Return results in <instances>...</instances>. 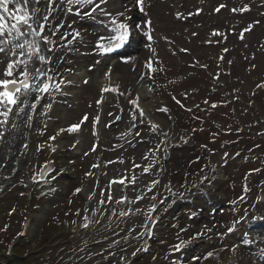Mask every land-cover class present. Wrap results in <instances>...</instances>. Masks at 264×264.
<instances>
[{"label": "rangeland", "instance_id": "rangeland-1", "mask_svg": "<svg viewBox=\"0 0 264 264\" xmlns=\"http://www.w3.org/2000/svg\"><path fill=\"white\" fill-rule=\"evenodd\" d=\"M192 1L193 0H189V3L191 5L192 3H196L198 0H195L194 2ZM257 1L260 0H255V2ZM148 4L150 6H148L146 10L148 11L150 16H154L155 21L157 22L156 28L166 29L169 31V33L173 34L176 37L179 29L182 27V24L180 22H174L170 19V15L168 13L169 7L166 4L164 5L162 0H155V2H152V0H148ZM138 16L139 23H141L143 19H146V17L141 16V14ZM255 17H263V21L258 25L256 31H254L253 34L249 36V41L247 43H249L248 45L251 46V48L247 49L245 45H240L236 46L235 51L236 55L238 54L237 52L241 50L244 55L249 54L251 56L252 54H254L255 57L254 58L251 56L252 58H254L253 60L255 65L257 66L258 71L256 73H252L251 75L248 71H240L239 73L240 76H245L248 79V82L246 84L247 91L256 88V84L259 83V81H252V79H260L262 78V76H264V47H262L264 46V42H262L261 40L264 37V15L256 12ZM255 17H249L248 15L247 19H242L244 21H247L252 20ZM224 18L225 17L223 16H219L214 18V21L212 22L223 24L225 21ZM226 19L228 20L226 21V23L229 24L230 22L231 24H233L230 18ZM159 22L162 27L157 25L159 24ZM216 49L218 50V48ZM215 53H217V51ZM146 55L147 53L143 54V57H145ZM230 55H232V53H230L229 56ZM0 56H2V54H0ZM195 56L198 57V59L200 57L201 60H203V58H206L210 66V70L208 71V73L213 74L214 71L216 72L217 67L215 65L214 58H211L210 56V50H206L203 52L200 49ZM159 57L160 61H155L156 63L153 66L155 69L154 76L152 77L153 94L154 96L159 97V103H161L162 105L166 104L170 108V110L174 114V120H172L171 115H168L161 111H157V109H155L154 112L157 113L160 117L164 119L166 118L167 123H169L171 127H176L177 123L179 122L180 128L176 127L175 132L173 131L174 133L187 134L188 137L192 138L194 144H197L195 140L197 134L199 135L198 138H200V141H204L205 138L203 137L202 139V134H199V130H201V128L196 126L200 125L197 122L200 120L198 116L204 97L208 96L209 99H219V96L217 94L208 92L209 89L207 88V86L210 81V84L212 86V79H209L207 71L189 69V67H187L186 65V62L183 61V58H181V62L183 61V63L180 69L181 63L179 61V65H175V58L170 56H167L165 58L164 54L161 52ZM240 58L242 57L240 56ZM187 60L189 64H193L190 61L191 59H189L188 57ZM92 63L93 60H90L88 62V64L90 65ZM218 63L228 67L226 61L224 63H220L218 61L217 64ZM0 67H3V65H0ZM67 68H69L72 72H74L78 68L73 57L66 58V62L60 64L59 71L63 72ZM196 68L199 69L198 67ZM84 71L85 68H80V74H72L73 85L69 87V89H66L64 91V95L57 98L54 97L51 100L52 107L48 110L47 115H41V110H39L34 130L31 134L32 140L30 150L27 155V159L25 158L22 170L14 172L13 170H11V164H7L8 168L5 169V175L10 177V184H8V189L6 191V194L4 195V198L2 199L3 202L2 206L0 207V248L2 251H7L9 241L15 238L14 240L18 241L17 246L19 245V248H17L20 253L30 250L29 254H38L36 258H32L33 255L31 254L32 256L30 257V259L36 261L40 260L41 264H111L113 262L119 261L122 255L128 254L129 256H131L133 255V253H135V255L140 254V256L135 259L132 264H171L168 259H170L172 256H175L174 258L181 259L186 254L184 252H179L172 253L171 255L167 256L168 252L173 248L174 245L178 244V242L183 237L187 236L188 232H190L191 230L186 226V223H180L182 221V217H180L181 213L177 215H175L173 212L169 213L168 221L164 220L161 233L159 230H157L154 238L151 239V244L153 245L150 246L147 253H140L141 237L138 235L144 230L143 225L145 223V215L147 213L149 204H151L152 202L151 196L154 193L159 192L160 196L163 197L167 192L165 190V185H167L165 180L166 177H168V172H166L165 165H163L162 163V156H164L165 151L164 146L160 145V136L151 131L150 125L144 124L138 125V129L141 135L139 137L136 136L135 133L137 129L132 127L130 109L126 110L124 114V120L121 123L114 124L113 121L118 113L117 106L119 104L116 101H113L112 103H107L106 109L102 110L101 119L98 123L100 131H97L96 138L92 133L93 120L98 114L99 106L97 105V101L99 95L101 94V85L103 78L98 77L99 70H96L89 73V77L91 80L89 84H85L83 82L84 78H86ZM101 71L103 70L101 69ZM66 72L69 75L68 71ZM181 73H192V75H189L183 83H178V75H180ZM221 77L223 82L227 86V80L223 78L222 74H220V79ZM0 78H2V73H0ZM215 82H218V80H215ZM189 88H194L196 92L194 94H187L186 90H188ZM220 88L221 87L217 89ZM174 96L177 100H180L181 104L184 105V107H181L180 104H177L173 100ZM48 102L49 101L47 99L44 103ZM197 105L200 106L197 107ZM187 106L192 107V112H187ZM85 113L88 114L89 120L86 124H84V132L82 137L83 142L81 147H73L76 140L75 137L73 136V134L63 132L60 133V138L58 140L56 139L57 143L60 144V150H58L57 152H53L52 150H50V145H53L54 141L50 140L49 137L57 136V133L60 129H67L71 124L78 123ZM109 113H112V115H109ZM193 113H195V115H197L198 117L197 122H193L191 120V117L189 116ZM215 117H217V122L222 128H229L224 120L219 119L218 116ZM13 121H17L14 115H12L8 123V133H6V135L3 137V140L0 142V161L3 156H5L6 159L9 158V151H11L13 157L20 145L19 143H21L23 140L22 135L17 136V145L11 150L9 149L11 139L15 136L13 133L16 130V128L11 127ZM19 121L21 124H24L22 120ZM191 122H193L194 128L190 126ZM107 125H111V127H107ZM254 126H257V124L255 123ZM20 128H22V125L20 126ZM59 136H57V138ZM228 139L229 142L227 143V147L232 144V139ZM95 142L98 143V147L93 152L91 151V145H93V143ZM79 144L80 143H78L77 145ZM132 145H135V147H133ZM158 145H160V148L159 151L155 152V156H157V159H159V164H155L153 161V154L149 152V149L155 150ZM208 146L211 147L210 149L214 150L217 145L208 144ZM40 147L43 149H41ZM240 148V153L236 152L237 150L233 149L228 150V152L225 151L226 153H222L221 150H217V148H215L217 152L214 153V159L218 162H220L219 160L222 159V162H220V164L223 168L224 173V179L222 181L224 182L223 186L221 187V189L217 190L219 195V205L216 211L218 213L221 211V203L223 202L224 198L227 199V195L228 198L231 199L229 207H236L237 205L235 198H237L241 191L244 189L242 183V173L244 172V167L241 165V161L245 158V155L249 153L247 151L248 147L245 146L244 140H241ZM85 153H87V155H85ZM225 154H227V157H225ZM251 154L252 153H250L249 156ZM145 155H147V159L144 158ZM48 158L55 160L59 158V164H63L64 170L62 173L65 174H58L57 179H59L60 181L59 184L67 183L70 178L72 180H75V177L77 178V176L83 174L84 179L81 183L83 184L85 182V187L87 188V190L91 193L96 192V196L98 198L101 196V191H103L104 198L107 199L109 190L108 179L111 176L135 175L144 182L141 185L144 188L145 192V184L147 182L157 179L160 181V184L157 185L156 188H153V191L147 193L144 197L145 199H147L149 196V201L138 202L135 204L136 209L140 208L142 210L144 214L142 217L141 215L133 217L132 214L127 215L126 218L121 217V211H119V209L124 208L125 203L117 204L116 201L121 198L124 190L120 187L112 188L111 192H113V200L111 203H107V206H104L103 209L107 211V215H105V218L100 221V223H96L99 217H94L92 218L87 229H81L79 232H74L75 226L77 225L75 224L77 223V220L79 223H81L85 220L84 217H90V214L88 212L86 213V215L82 214L83 204L81 199L79 200V198H77L76 200H73L74 205H72V209L74 211H72L71 214H65L60 210L62 206L59 203V193L55 196L56 199L53 197L51 199L52 201H49L47 203L46 208L43 210V214H40V211H34L28 205L30 203V199L27 195V190L22 186H17V183H19L23 179L25 171L31 174V171H34L33 167L36 164H38L39 166L40 162L45 161ZM121 160H123V163H120ZM97 161H101L103 166L102 170L99 171L96 175L89 171V173H91V176L88 175L86 177L85 172L91 168V165L94 162ZM133 162L141 165V168L133 169ZM198 162L201 164V162L197 160L193 163L194 166L197 167ZM150 164L153 165L150 168V172L147 174L142 173V168ZM191 165L186 164V162L183 165L184 176H186V174H189L188 171H194L193 169H191ZM206 174V171H202L197 175H190V179L195 178L193 183L198 184L201 178ZM80 178L81 176L76 180H79ZM97 178H100V180H98ZM186 180L187 179L184 180V183H186ZM227 182L230 183L229 186L231 187V189H228V186H226ZM255 182L256 185L262 186L264 188V178H258ZM76 184L77 183L70 182L71 187L76 186ZM68 187L69 185L64 184L62 189H60V192L65 193ZM129 192L135 197L136 200L137 195L135 187H130ZM249 195L250 199L252 200V194L249 193ZM13 209L15 211H12ZM160 209H162V206H160ZM113 213L115 214L113 215ZM30 214L33 218L30 217L31 221L29 222L27 236L29 237V239H31L33 236V239L32 242L31 240L21 242L19 240L20 238L18 237V235H20L21 224L26 217L28 218L30 216ZM47 215L48 218L46 219V221H48L51 216L54 215L58 218H61L62 216L66 219V221L69 222L67 227L61 228L58 226V229L54 232L55 236L61 234L67 235L66 238L58 239V237H56L55 240L47 242L46 245L47 247H49V249L47 250L46 255H48V258L43 259V253L38 251L36 247L38 241L43 239V237H41L39 233L45 220L44 217ZM76 215L77 219L73 225V221L71 220V218L75 217ZM213 222L214 223L211 224L208 222V225L215 226V228L218 227L223 231L225 230L224 228H220L221 224H217L216 221ZM204 224L207 223H205L204 221ZM242 224L243 223L240 224L239 222L234 223L233 228H235L236 230L232 231V234L227 231V234L230 235L231 240L227 239L229 242L222 245L223 247H226L225 245H227L228 247H226L224 256L226 253L228 254V249H233V247H236L238 244L240 246L241 241L245 240L246 243H248V237L246 235L243 236V234L241 233ZM47 226V228L55 227V225L53 224H49ZM165 227H167L166 236L162 237L161 234ZM5 229H8V231L5 232ZM236 231L237 233H235ZM70 233H72L73 237H79L78 240L80 241V244H77V242H75L73 246H63L64 244L69 242V238L71 239ZM237 236L241 241L237 240ZM161 242L162 245H159ZM238 249V253L240 256H244L247 254L245 248L240 246ZM197 250L200 254H197L195 257H201V259L196 262L193 259L194 257H192L193 260L188 264H204V261L201 262V260L204 257L203 254L205 253V251L201 246H199ZM154 256L155 260L153 259ZM209 263L225 264L224 262L219 263V261H215L213 263L212 260H209Z\"/></svg>", "mask_w": 264, "mask_h": 264}, {"label": "snow or ice", "instance_id": "snow-or-ice-1", "mask_svg": "<svg viewBox=\"0 0 264 264\" xmlns=\"http://www.w3.org/2000/svg\"><path fill=\"white\" fill-rule=\"evenodd\" d=\"M152 2H155V0H152ZM108 3L109 0H0V54H2V56H0V65H3V67H0V73H2V78H0V128L8 125L9 118L12 115L16 117V120H22L25 126L31 128L34 114L37 112L38 107L41 108V115H47L48 110L52 107L51 100L57 93L62 94V86L72 83L71 81H66L63 77V73L59 71L60 64L66 62L63 53L70 48L75 50L72 48L74 44L85 41L86 38L90 36L95 37V34L91 33L82 24L78 25L76 20L66 24L64 17L68 14L74 13L77 18L81 16L89 18L98 22L101 26H104L106 30L110 28L108 35H99L94 38V48L99 54H110L120 50L128 46L137 37L144 38L147 46L151 47V42L155 38L156 23L154 16H150L146 10V8L150 6L148 0H132L131 6L133 8H138L139 12L146 17L141 23L135 25L129 22L128 14L130 9L127 7L126 0H120L121 9L117 12L109 10L107 8ZM29 5H31L30 8ZM89 7L90 10L81 12L82 9H87ZM226 7L227 5L220 4L214 11L215 13H220L221 10ZM230 11L243 13L250 11V8L244 5L240 8L233 7ZM201 12L202 9H197L195 13H188V15H199ZM97 13L99 14L98 16L96 15ZM99 17H105L108 23H106L105 20L99 19ZM177 18L182 19L183 14L177 13ZM260 23V20H254L247 26L242 27L239 38L244 40L245 34L253 31ZM197 34L198 33L195 31L190 33L193 37L197 36ZM213 35L218 39L224 37V33L220 30L214 31ZM180 51L186 52L189 51V49L181 48ZM223 52L228 53L229 49L225 47L223 48ZM54 56L55 59H53ZM119 59L127 64H132L136 61L135 56H121ZM219 59L224 60L225 57L221 56ZM99 63V60L95 62V64ZM152 63L153 61L149 59L143 64V68H150ZM228 63L233 64L234 62L229 60ZM94 66L95 65H93V67ZM202 67L207 66L202 65ZM253 67H255V65H253ZM133 70L135 71V68H133ZM65 71L71 70L65 69ZM111 72L112 69L109 66L107 72H105V76H109ZM216 78L218 79V76ZM140 79H144V76L141 75ZM84 83H88V80L85 79ZM256 87L264 90V84H258ZM151 90L152 89H149V91ZM101 91L102 93L110 92L117 96L125 95V92L121 91L119 84L102 88ZM44 99H48L49 102L41 105V101ZM138 100V96L134 99L130 98L127 100V103L133 106L131 110V119L132 127L137 129L135 135L138 137L141 135L138 129L139 124L150 125L151 131L158 133L161 137L160 145L165 146L166 150L167 147L171 146L168 132L164 131L158 123L147 120L146 113L143 108L140 107ZM173 100L177 104H180L181 107H184L175 96ZM102 102V99L98 100L97 104H101ZM204 103L208 104L209 102L205 101ZM197 107L199 106L197 105ZM211 107L216 108L217 104L213 103ZM26 109H30V111H26ZM157 110L164 113L169 112L167 107L158 108ZM191 110V108H188V111ZM109 115H112V113H109ZM116 119L119 120L121 117L117 116ZM88 120L89 116L85 113L78 123L71 124L67 129H60L57 136L63 132H67L68 134L79 133L82 130V126ZM99 122L100 117L96 116L93 120V127L95 128L96 124ZM11 127L18 128L19 125L13 121ZM107 127H111V125H107ZM95 134L94 132L93 135ZM4 135L5 133L0 131V139H2ZM57 136L49 137V139L55 141ZM179 139L181 142L187 143L185 137H180ZM160 145H158L155 150L149 149V152L153 154V161L155 164H159L155 152L159 151ZM75 146L74 144L73 147ZM132 146L135 147V145ZM25 147H27V145H25ZM92 150L95 151V146ZM52 151H56V149L52 148ZM85 155H87V153H85ZM225 157H227V154H225ZM144 158L147 159V155H145ZM120 163H123V160H121ZM152 166V164L144 166L142 168V173H149ZM50 167L51 165L48 163L43 166L39 174V180L47 182L46 175ZM93 167L96 168L98 165H93ZM140 168L141 165L133 162V169ZM87 175H91V173H87ZM31 179L36 182L37 176L33 175ZM52 179H55V177H52ZM205 182L211 184L212 177L207 175L203 176L200 180V184H204ZM129 183L139 186L144 182L135 175H133L131 179H129L128 176H122L119 179L111 180L109 182L107 199H104L103 191L100 193L101 200L99 201V205L101 208L106 203H111L113 200L111 194L112 184H116L118 187H126ZM159 184L160 181L157 179L147 182L145 184L146 192L142 191L137 195L135 202H140L147 193L152 192L153 188H156ZM182 188L183 190L175 189L170 182L168 185H165L168 196L158 198L160 196L159 192L151 196L153 203L151 204L148 214H146L145 224L143 225L149 236L152 234L154 225L158 222V218L153 215L156 213L157 208L164 205L172 197L183 198L184 191L192 189L198 190L199 186L197 184H192L190 186L184 185ZM245 190L247 191V188ZM80 191L81 189H76L77 193ZM91 198L92 197L89 196V199ZM126 201L129 204L134 203L128 200L127 196H122L116 203L124 204ZM12 211L15 210L13 209ZM140 211L141 209L139 208L135 210L129 208L127 212L122 210L120 216L125 217L129 214L139 213ZM245 212L247 215V210H245ZM114 214L115 213H113V215ZM93 215H96L95 210L93 211ZM189 215L191 218L194 217L196 213H190ZM261 218L264 219V217ZM84 219L86 222L82 224L81 227L87 228L89 226L87 222L88 218L84 217ZM244 219H246V216L241 217V220ZM96 223H100V221L97 220ZM211 231L210 228H206L202 231L198 230L192 233L187 239L180 240L178 244L174 245L172 251H182L190 244L201 240L203 236L210 234ZM227 231L232 232L234 230L228 228ZM20 235H23V233ZM138 235L142 236L144 233H139ZM144 250L146 251L147 249ZM234 250L235 246L233 247V251ZM133 255H135V253H133ZM211 257H213V252L209 251L205 254L203 259ZM121 259L123 260L125 258L121 257ZM153 259L155 260V256ZM193 259L199 261L201 257H194ZM173 264H175V261H173Z\"/></svg>", "mask_w": 264, "mask_h": 264}, {"label": "bare ground", "instance_id": "bare-ground-1", "mask_svg": "<svg viewBox=\"0 0 264 264\" xmlns=\"http://www.w3.org/2000/svg\"><path fill=\"white\" fill-rule=\"evenodd\" d=\"M126 4L127 7H131L132 8V0H126ZM31 6L29 5V8ZM107 8L113 12H117L121 9V4H120V0H109V3L107 5ZM89 9V8H88ZM86 9V10H88ZM86 10H81V12L86 11ZM132 11H129V14H131ZM101 20L105 19V17L103 18H99ZM65 23H71L73 20H76V23L82 24L85 28H87L89 31V27L88 24H91V22H89V18H85L83 16H81L80 18H77L74 15H70L68 14L67 16L64 17ZM91 32V31H90ZM92 33V32H91ZM70 38V37H69ZM91 39L92 36L86 38L85 41H82L80 43H78L79 45L83 46V48H80L78 50L75 51L74 55L77 56V59L81 64L85 63L89 57L91 56V52H92V43H91ZM78 44H74L72 46V48L76 47ZM10 47V46H9ZM71 52L72 49L70 48L68 50V52ZM67 52V51H66ZM127 56H135L136 57V61L132 64H127V63H123L119 58L115 59L114 57H111L104 62L101 68L103 71H99V75L98 77H102V85H101V90L102 88H106V87H112L115 86L117 84L120 85V89L121 91L125 92L124 96H117L114 95L110 92H104L103 94L104 100L106 99V97L108 96L107 94H109L112 98L118 100V102L121 103V106L126 107V108H130L132 109L133 106L127 103V100L132 98H136L137 96L139 97L138 103L140 105L141 108H143V110L146 113V118L147 120H150L153 123H158L162 129H164L165 131L170 129V124L166 123L167 120L160 117L158 114H156L154 112V109H158V108H162L164 107L161 103H159V97L154 96L153 95V90L149 91V89H152L150 86L148 87L149 84H147L145 77L144 79H140V76L143 75V64H142V58L139 55V52H135V45L132 46L131 50L127 53ZM55 57V56H54ZM113 67V70L111 72V74L109 76H105V72H107L108 67ZM133 68H135V71L133 70ZM144 76V75H143ZM29 111V109H28ZM16 123H18L19 127L16 128V130L14 131V137L11 139V144L9 149L11 150L13 147H15L17 145L16 143V138H18L17 136H21L23 138V143L26 142L28 140V136H29V131H27V128L25 127L24 130V124H21L19 120L16 121ZM22 125V128H20V126ZM23 133V134H22ZM22 149H19V151ZM19 151L17 152V157H18V161L17 164H20V161L22 160V157L19 153ZM19 154V155H18ZM15 156V157H14ZM9 158L7 159V162L9 164L12 163V160L14 158V161L16 159V154L13 155L11 154V151H9ZM16 165V163L14 164ZM13 165V166H14ZM22 166V165H21ZM0 189H5L6 185L10 183V178L8 176L5 177V175L0 174ZM23 182L25 185L29 184V175L27 174V176L24 177ZM5 185V186H4Z\"/></svg>", "mask_w": 264, "mask_h": 264}]
</instances>
